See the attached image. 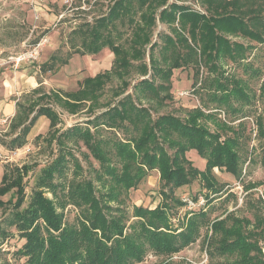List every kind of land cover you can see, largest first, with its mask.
<instances>
[{
  "label": "trees",
  "instance_id": "16d2710c",
  "mask_svg": "<svg viewBox=\"0 0 264 264\" xmlns=\"http://www.w3.org/2000/svg\"><path fill=\"white\" fill-rule=\"evenodd\" d=\"M183 2L115 0L108 14L98 18L86 35L84 28L80 29L85 41L84 50L78 52L82 56L97 55L108 48L114 55L112 69L85 78L77 91H54L52 95L72 115L83 109L93 113L113 77L121 79L126 88L130 86L125 77L133 61H138L142 64L139 66L142 76H149L134 85L138 104L128 94L94 121L87 122V127L78 124L64 133L55 130L61 118L54 109L45 105L32 108L31 116L22 123L23 109L19 105L10 126L11 131L19 129V133L11 139L8 149L16 151L24 147L36 121L42 117L50 121L49 144L56 143L60 148L56 158L41 170L28 206L15 212L9 222L25 239L19 253L27 264H141L149 253L171 258L195 244L205 227L208 229L205 243L211 257L233 258V264H264L261 197L247 202L253 220L231 214L211 219L209 211L199 208L186 212L179 225L172 223L177 218L174 211L186 207L176 196L178 189L200 179L212 192L205 196L210 205L214 201L212 195L223 192V184L214 175L215 168L237 179L242 176L243 134L226 121L218 123L216 116L222 111L228 115L240 113L252 105L254 97L242 79L225 77V71L220 69L226 61L242 65L247 59L250 47L231 38L264 44V0H198L205 11L202 13L180 4ZM117 22H127L131 28L127 46L115 42L114 33L123 37ZM158 23L168 26L170 31L160 32L153 41ZM147 51L149 63L144 64ZM50 62L53 68L58 60L52 57ZM67 64L68 61H63V65ZM45 67L43 64L41 68ZM187 67L196 69L194 85L200 83L201 89L209 94L212 111L206 113L205 107L188 110L186 120L166 114L154 118L153 107L140 103L143 99H160L161 92H166L161 101L173 100L174 71ZM203 68L216 74L211 81L207 77L204 84L199 82ZM34 92L39 94L40 89ZM114 92L119 98L122 89ZM202 119L214 121L218 128L232 135L223 137L203 129L198 124ZM90 124L98 131L91 132ZM256 124L258 134L264 138V117H258ZM104 131L114 138L104 137ZM68 141L74 145L83 142L99 163V170L95 169L99 188L92 178L67 179L70 162L76 177L83 169L67 150ZM191 150L206 158V171H198L190 162L187 153ZM260 163L264 169V143ZM24 168V173L31 170L30 166ZM152 171L159 173L167 189L161 192L162 201L155 208L134 205L130 216L126 208L129 193ZM11 172H4L0 198L16 189L18 200L14 206L19 210L25 204V187L19 178L14 180ZM69 206L78 210L72 223L67 222L65 215ZM2 234L7 237L5 232Z\"/></svg>",
  "mask_w": 264,
  "mask_h": 264
},
{
  "label": "rangeland",
  "instance_id": "374dc122",
  "mask_svg": "<svg viewBox=\"0 0 264 264\" xmlns=\"http://www.w3.org/2000/svg\"><path fill=\"white\" fill-rule=\"evenodd\" d=\"M114 1L71 0V4H66L65 0H44L42 5H36L32 0H0V98L11 103L14 109L11 114L5 110H0V152L2 154H6V150L10 151L8 149L10 141L19 133V129L11 131L9 126L10 119H13L18 113L19 105L23 109L22 123H25L26 118L31 116L32 108L36 109L39 105H45L54 109L61 118V123L55 130L64 133L70 127L78 124L87 127V122L94 121L96 116L117 105L120 99L128 94H131L134 102L138 104L135 99L134 85L141 79L149 78V76H142L139 67L142 64L138 61H133V67L125 77V82L130 86L126 88L121 79L116 76L113 77L106 85L103 97L98 102V108L93 113L83 109L72 115L52 96L54 91H77L85 78L112 69L114 55L108 48L97 55L82 56L78 52L84 50L83 42L85 41L80 31L84 28L86 35L98 18L108 14ZM183 1L180 4L187 5L194 11L205 12L198 0ZM117 23L118 31L122 33L123 37L114 33L115 42L127 46L131 36V28L127 22ZM169 31L168 26L158 23L153 34V41L157 40V35L160 32ZM231 39L250 47L246 54L247 59L242 62V65L226 61L222 64L220 71H225V77L235 76L237 79H242L247 86V91L254 99L252 105L246 106L240 113H229L228 115L224 111L219 112L216 121L218 123L219 121H226L231 127L239 129L243 134L240 154L245 163L242 176L237 179L224 170L215 168L213 172L219 183L223 184V192L219 195H212L214 201L210 205H208L205 196L212 192L203 186L200 179L194 181L190 186L178 189L176 196L180 199L196 202L198 205L196 209L209 211L211 219H223L231 214L239 218L245 217L253 220V213L247 202H253L259 197L264 199V169L260 163L261 146L264 143V138L258 134L256 124L258 117H264V87H262L264 85V44L241 37ZM35 45H40L38 61L25 63L16 68L12 58L29 51ZM52 57L58 60L55 68L50 67ZM148 57L149 51H147L144 64L149 63ZM63 61H68V64L63 65ZM43 64H46L45 69L41 68ZM195 70L193 67H187L174 71L171 91L173 100L161 101V98L166 95V92H161L160 99L155 98L153 101L143 99L142 103H139L144 107H153L154 118L166 114L186 120V112L197 107H205L203 110L206 113L211 112L213 105L209 104V94L201 89L203 86H200V83L194 85L196 82ZM255 70L259 73L255 74ZM3 72L6 73L5 80L2 77ZM21 73L36 79L40 89L39 94L34 92L38 88L35 90L30 88L28 81H24L25 77L19 76ZM215 76L216 74H209L207 69L203 68L199 82L204 84L207 77L211 81ZM117 88L122 89L119 98L114 95ZM207 105L209 107H206ZM26 109L30 110L25 111ZM198 124L203 129H208L212 133L218 132L223 137L232 135L230 131L218 128L212 120L198 121ZM89 127L93 133L98 131L93 124H90ZM49 130L50 121L46 117L38 119L28 136L27 144L21 149L10 151V153H14L9 154L13 162L0 165V187L4 172L10 170L14 175V180L19 178L21 186L25 187L26 196L25 204L18 208L19 210L15 209L14 206L18 200L15 193L16 189L0 198L3 201L0 203V264H27L26 258L19 253L25 239L14 227L9 226V222L15 212H22V209L28 206L41 170L56 158L60 150L56 143L49 144ZM102 135L106 138H114V135L107 131H104ZM66 148L78 159L83 168L81 174L76 177L73 163L70 162L66 175L67 179L71 180L74 177L76 179L92 178L99 188L100 182L95 179V169L99 170V163L94 160L83 142L74 145L73 141H68ZM187 156L198 171H206L207 160L197 150L189 151ZM28 166L31 167V170L24 173V167ZM251 185H254V188L248 189ZM163 190L167 189L163 186L159 173L157 171L149 172L139 186L129 193L126 204L129 215L131 216L134 205L155 208L162 201L161 192ZM48 196L52 198L51 194ZM175 212L177 218L172 219V223L177 226L180 224L179 219L182 222L185 213L190 212V210L185 207ZM65 215L67 222L72 223L78 216V210L69 206L65 210ZM130 223L132 220L128 222V226ZM2 232H5L7 237L3 236ZM207 233L208 229L205 227L195 244L171 258L158 257L149 253L141 264H233V258L210 256L208 246L205 243Z\"/></svg>",
  "mask_w": 264,
  "mask_h": 264
},
{
  "label": "built area",
  "instance_id": "2783aa9c",
  "mask_svg": "<svg viewBox=\"0 0 264 264\" xmlns=\"http://www.w3.org/2000/svg\"><path fill=\"white\" fill-rule=\"evenodd\" d=\"M32 2L36 5L37 4L42 5L44 3V0H32ZM65 3L71 4V0H65ZM39 48H40V45H35L29 51L24 52L20 55H17L15 58H12V60H14L15 67L18 68L19 66H21L25 63H36L38 61V58H39ZM9 154H14V153L8 152L6 154H2L0 152V165L1 164H9V163L13 162V159L10 158ZM182 201L186 203V207L190 211L195 210L198 207L196 202L194 203L193 201H189L187 199H182ZM198 203H200V202H198ZM202 204H203V202H202Z\"/></svg>",
  "mask_w": 264,
  "mask_h": 264
},
{
  "label": "crops",
  "instance_id": "0c3cea01",
  "mask_svg": "<svg viewBox=\"0 0 264 264\" xmlns=\"http://www.w3.org/2000/svg\"><path fill=\"white\" fill-rule=\"evenodd\" d=\"M2 74V73H1ZM3 76L2 77H4L3 79L5 80L6 79V73L5 72H3V74H2ZM97 75V74H96ZM19 76H22V77H25V79H24V81H28V84H29V86H30V88H32V89H37L38 88V82L36 81V79L34 78V77H32V76H29V75H26V74H23V73H21ZM95 76V75H94ZM89 77H92V76H89ZM6 83H8L7 82V80H6ZM0 110H5V111H7V112H9L10 114L13 112V105L11 104V103H8L7 102V100H5V99H1L0 98ZM9 114V115H10ZM16 116V115H15ZM43 119L45 118V117H42ZM14 119V118H13ZM13 119H10V121H9V126H11V124H12V121H13ZM33 130V129H32ZM32 132V131H31ZM31 134V133H30ZM29 134V135H30ZM6 150V149H5ZM7 151V153L9 152L8 150H6Z\"/></svg>",
  "mask_w": 264,
  "mask_h": 264
}]
</instances>
